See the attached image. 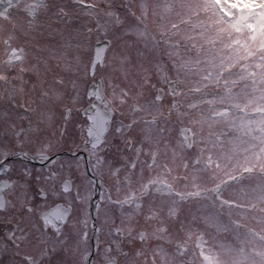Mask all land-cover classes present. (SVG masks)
Here are the masks:
<instances>
[{
    "label": "snow or ice",
    "instance_id": "6c2138e0",
    "mask_svg": "<svg viewBox=\"0 0 264 264\" xmlns=\"http://www.w3.org/2000/svg\"><path fill=\"white\" fill-rule=\"evenodd\" d=\"M0 225V264H264V0H0Z\"/></svg>",
    "mask_w": 264,
    "mask_h": 264
},
{
    "label": "flooded vegetation",
    "instance_id": "af4514ba",
    "mask_svg": "<svg viewBox=\"0 0 264 264\" xmlns=\"http://www.w3.org/2000/svg\"><path fill=\"white\" fill-rule=\"evenodd\" d=\"M81 119L84 118L83 114L81 115L80 117ZM86 155V154H85ZM60 158H66V159H69V156L67 153H64L62 154ZM12 162L14 164H16V166L19 168V167H28V168H31L34 172V174L37 172V171H40V170H43V168L45 167V165H42L39 161L37 160H31V159H22V158H19V157H13L12 158ZM3 225H0V228H2ZM92 243H93V246L95 244V237L93 235V239H92Z\"/></svg>",
    "mask_w": 264,
    "mask_h": 264
},
{
    "label": "rangeland",
    "instance_id": "374dc122",
    "mask_svg": "<svg viewBox=\"0 0 264 264\" xmlns=\"http://www.w3.org/2000/svg\"><path fill=\"white\" fill-rule=\"evenodd\" d=\"M60 160H66V158H60Z\"/></svg>",
    "mask_w": 264,
    "mask_h": 264
},
{
    "label": "water",
    "instance_id": "95a60500",
    "mask_svg": "<svg viewBox=\"0 0 264 264\" xmlns=\"http://www.w3.org/2000/svg\"><path fill=\"white\" fill-rule=\"evenodd\" d=\"M103 55V54H102Z\"/></svg>",
    "mask_w": 264,
    "mask_h": 264
}]
</instances>
